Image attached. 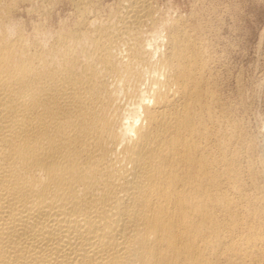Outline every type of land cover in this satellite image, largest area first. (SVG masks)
Instances as JSON below:
<instances>
[{"label":"bare ground","instance_id":"6f19581e","mask_svg":"<svg viewBox=\"0 0 264 264\" xmlns=\"http://www.w3.org/2000/svg\"><path fill=\"white\" fill-rule=\"evenodd\" d=\"M111 6L0 0V264H264V153L201 24Z\"/></svg>","mask_w":264,"mask_h":264},{"label":"rangeland","instance_id":"374dc122","mask_svg":"<svg viewBox=\"0 0 264 264\" xmlns=\"http://www.w3.org/2000/svg\"><path fill=\"white\" fill-rule=\"evenodd\" d=\"M101 1L109 10L117 0ZM153 3L161 21L159 27L164 26L167 32L170 23L180 17L201 24L203 37L214 46L211 50L215 52L213 68L217 71L219 92L233 111L238 110L234 114L244 121L249 138L253 136L250 139L256 144V152L264 153V0H153ZM26 6L22 4L24 10L19 16L31 29L37 17L29 15ZM73 21L69 4L59 1L46 23L58 30Z\"/></svg>","mask_w":264,"mask_h":264}]
</instances>
